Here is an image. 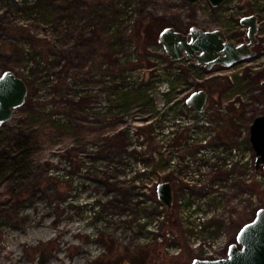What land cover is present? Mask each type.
Here are the masks:
<instances>
[{
    "label": "rangeland",
    "instance_id": "obj_1",
    "mask_svg": "<svg viewBox=\"0 0 264 264\" xmlns=\"http://www.w3.org/2000/svg\"><path fill=\"white\" fill-rule=\"evenodd\" d=\"M222 8L213 16L206 0L197 5L187 0H122L120 18L109 27L126 36L133 31L142 39L128 37L108 50L123 62L139 64L147 49L153 65H138L124 83L101 70L91 77L86 72L98 56L91 52L99 40L85 46L78 67L82 80L72 81L62 99H83L79 111L85 133L75 140L57 138L40 154L42 161L64 168L56 174L65 178L71 161L64 151L79 147L80 170L61 203L38 191L34 201L9 206L6 213L0 209V264H192L227 256L243 226L264 208V180L255 172L250 141L254 119L264 115V44L251 60L207 70L186 59L172 64L159 43L167 25L184 34L194 27L222 30L252 12L261 20L264 41V0H227ZM16 10L9 0H0V22L23 21ZM56 27L34 24L49 40L60 34ZM27 70L23 65L13 72L22 77ZM57 72L50 67L51 76L39 84L34 101L52 108ZM144 76L150 95L120 101L121 89H138ZM201 90L209 96L204 112L186 108L183 102ZM123 131L130 134L128 152L109 154L106 139ZM182 131L187 133L179 135ZM168 178L177 180L171 210L157 194ZM4 192L3 187L0 204L7 199Z\"/></svg>",
    "mask_w": 264,
    "mask_h": 264
},
{
    "label": "trees",
    "instance_id": "obj_2",
    "mask_svg": "<svg viewBox=\"0 0 264 264\" xmlns=\"http://www.w3.org/2000/svg\"><path fill=\"white\" fill-rule=\"evenodd\" d=\"M121 3L122 0H9L10 7L17 8L15 13L21 14L24 20L15 24L11 21L0 22V76L6 71L28 65L29 70L22 74V78L28 85L29 96L21 108L20 117H14L0 128V190L3 187L6 189L3 197L7 198L0 204L2 212L6 213L9 206L34 201L38 191L55 203H61L68 198L72 178L80 170L78 159L81 149L73 147L64 151V155L71 161L65 178L56 174L59 171L65 172L64 168L53 164L51 160L42 161L40 154L44 152L46 144H55L57 138L61 140L70 137L75 140L85 133L80 124L82 116L79 111L83 99L78 100V96L69 101L62 99L66 95L65 91L70 89L69 84L72 81L75 83L82 80L78 67L86 45L99 40V45L93 47L91 52L93 55L97 52L98 56L86 72L88 76L94 77L101 70L104 74L112 73L116 80L121 79L124 83L127 81L125 75L135 70L138 65L152 67L153 56L147 49L138 61L139 64L123 62L116 58L114 50H108L110 46L134 37L142 39L141 36L133 34V31L126 36L120 29L109 27L111 20H119ZM36 23L56 24V32L60 34L49 40L48 35L41 36L34 29ZM169 26H165V29L171 28ZM165 56L172 64L177 63L166 53ZM42 61L46 63L44 67ZM107 64L112 67H106ZM101 65L105 67L102 68ZM50 67L58 69L57 78L52 80L55 84L52 108L40 100L34 101L39 84L45 85L46 78L51 76ZM180 75L182 78L187 77L186 71H181ZM145 79L144 76L139 88L134 91L122 88L119 92L120 101H131V98L142 101L148 97L150 94L146 92L148 85ZM173 85L174 82H171V86ZM185 91H188L187 88ZM129 137L127 131L108 137V153H127Z\"/></svg>",
    "mask_w": 264,
    "mask_h": 264
},
{
    "label": "water",
    "instance_id": "obj_3",
    "mask_svg": "<svg viewBox=\"0 0 264 264\" xmlns=\"http://www.w3.org/2000/svg\"><path fill=\"white\" fill-rule=\"evenodd\" d=\"M197 5L203 0H187ZM214 7H219L225 0H206ZM258 18L251 16L242 20L249 25V45L236 46L226 39L221 30L204 31L192 28L188 34L175 28L162 31L159 43L173 62L184 59L194 61L197 66L212 70L216 65L231 68L236 63L250 60L255 56L252 48L258 35ZM29 93L25 80L13 71H6L0 76V128L11 122L15 112L24 106ZM209 96L204 90L193 93L187 100L190 108L203 113ZM250 141L256 156V170L264 172V115L254 119L250 127ZM159 201L169 210L174 204L173 185L160 183L157 187ZM192 264H264V208H260L255 218L240 230L237 242L229 247L228 255L218 259H195Z\"/></svg>",
    "mask_w": 264,
    "mask_h": 264
},
{
    "label": "flooded vegetation",
    "instance_id": "obj_4",
    "mask_svg": "<svg viewBox=\"0 0 264 264\" xmlns=\"http://www.w3.org/2000/svg\"><path fill=\"white\" fill-rule=\"evenodd\" d=\"M210 4V3H209ZM227 4V0H225L224 1V3L222 4V5H220L219 7H214V6H212L211 4H210V7H211V10H212V15L214 14V12L215 11H217V10H219V9H221L222 8V6H224V5H226ZM224 8H222V10H223ZM215 15V14H214ZM213 15V16H214ZM251 16H256L257 18H258V22H257V24H258V35L256 36V44H255V46L252 48V52H254L255 53V56L253 57V58H255L256 56H257V53H258V51H259V49L260 48H262V45L264 44V41L261 39V37H262V33H261V20H260V18L256 15V14H254V12H252V13H250V14H247L244 18H242L241 19V21H240V24H238V22H237V20H233V24H237L235 27H230V26H226L224 29H222L221 31L226 35V39H227V41L228 42H230V43H233V44H235L236 46H241V45H249L250 43H251V39H250V37H249V31H250V26L249 25H247V26H244L243 24H242V20L243 19H245V18H248V17H251ZM212 19H214L213 17H212ZM214 30H220V29H217V28H215V29H211V30H209V31H214ZM252 58V59H253ZM251 60V59H250ZM247 60H245V61H241V62H238V63H236L234 66H237V65H239V64H241V63H243V62H246ZM234 66H232V67H234ZM216 67H220V68H222V69H229V68H225V67H223L222 65H216V66H214V68H216ZM231 67V68H232ZM213 68V69H214ZM188 100V99H187ZM187 100H185V102H183V104H184V106L186 107V108H190L189 106H188V104H187ZM190 109H193V108H190ZM194 110V109H193ZM195 111V110H194ZM196 112V111H195ZM181 133L182 134H184V133H187L186 131H182V132H180V134L179 135H181ZM225 133H229V132H225ZM232 133L233 132H231V134L229 133V134H226L228 137L229 136H232ZM194 135V134H193ZM173 136L175 137V136H178V134H176L175 132H174V134H173ZM195 136V135H194ZM181 138V137H180ZM182 144V143H181ZM181 146V145H180ZM238 146V148H237V151H238V153L240 152V149H239V144L237 145ZM242 157H243V155H241V156H237V158L240 160V159H242ZM173 163H174V161H173ZM178 163H184L182 160H180V162H178ZM186 163H188V162H186ZM179 164H174V166H178ZM180 166H181V164H180ZM255 172L256 173H260L261 172V170H256V162H255ZM176 179L175 178H168L167 179V181H165V182H168V183H171L172 185L174 184V183H176ZM173 194H174V188H173ZM229 251V250H228ZM228 255V254H227ZM227 257V256H226ZM222 258H225V257H222ZM211 259H214V258H211Z\"/></svg>",
    "mask_w": 264,
    "mask_h": 264
},
{
    "label": "built area",
    "instance_id": "obj_5",
    "mask_svg": "<svg viewBox=\"0 0 264 264\" xmlns=\"http://www.w3.org/2000/svg\"><path fill=\"white\" fill-rule=\"evenodd\" d=\"M257 176L259 179H263L264 180V172H260V173H257Z\"/></svg>",
    "mask_w": 264,
    "mask_h": 264
}]
</instances>
